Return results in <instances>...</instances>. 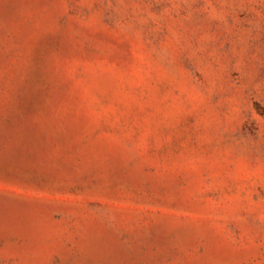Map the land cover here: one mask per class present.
Instances as JSON below:
<instances>
[{"label":"rangeland","instance_id":"rangeland-1","mask_svg":"<svg viewBox=\"0 0 264 264\" xmlns=\"http://www.w3.org/2000/svg\"><path fill=\"white\" fill-rule=\"evenodd\" d=\"M0 264H264V0H0Z\"/></svg>","mask_w":264,"mask_h":264}]
</instances>
